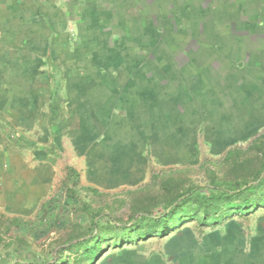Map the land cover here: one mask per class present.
<instances>
[{
  "label": "crops",
  "instance_id": "obj_1",
  "mask_svg": "<svg viewBox=\"0 0 264 264\" xmlns=\"http://www.w3.org/2000/svg\"><path fill=\"white\" fill-rule=\"evenodd\" d=\"M49 1L0 0V215L10 219L34 218L43 206L54 202L68 182L76 188L83 181L87 183L86 188L97 191L101 190L100 186L115 190L120 186L144 183L149 177L145 160L150 152L145 155L144 150L148 141H153L156 162L199 160L198 142L185 137L184 123L180 121L179 125L166 128L161 118L155 116L158 108L165 106L170 112L184 97L188 98L182 86L169 90L164 84L176 85L172 82L176 75L169 78L165 69L175 68L171 52L183 56L181 50L192 36H180L167 26L164 44H159L151 60L128 58L106 42L96 45L103 47L101 49H94L92 45H95L94 38L102 43V33L133 29L134 17H137L131 12L134 0H65L70 1V10L64 14L52 9L56 12L51 17V30L39 17L41 5L50 4ZM247 1L260 5V22L243 27V33L248 36L243 38L244 42L238 41L243 50L236 61L244 62V69L239 68L243 70L241 75H254L249 77V84L243 80L244 88L253 84L252 90L244 89L243 101L246 97L248 103L244 110L253 115L248 124L258 129L260 125H257L264 123V94L257 92L258 87L264 85V0H234L228 10L242 12ZM119 3L123 5L120 10ZM71 11L79 19L75 54L70 53L72 42L67 32ZM145 14V11L138 13L141 17ZM190 26L193 34L200 30L197 21ZM213 27L212 24L203 25L208 32ZM53 30L63 31L57 43L49 47ZM29 38L34 41L32 50L22 52ZM107 47L109 58L106 57ZM49 64L62 69L57 80L50 72L49 76L46 74ZM140 66L142 69L137 72ZM78 67H83L82 73L74 71ZM102 67L105 75L99 72ZM193 76L197 81L195 90L199 102L194 105L189 101L190 111L180 119L189 117L188 122L195 124L200 114L208 112L205 140L210 143L212 152H216L234 142L232 139L238 137L236 129L230 127V114L226 112L229 109H225L217 89L206 88L210 78H203L202 73ZM55 80L60 81L62 87H59L67 93V101H59L58 91L52 93L53 84L54 89L57 87ZM52 101L59 107L66 102V108L55 112L48 107ZM118 107L125 117L115 114ZM142 109L144 118H141ZM159 124L169 132L168 140L162 141L160 135L149 133ZM239 126L238 129L244 131L245 125ZM230 227L232 225L227 227L226 251L218 255L212 250L220 239L208 236L200 245L193 240L190 230H185L180 237H171L163 250L168 256H174L179 264H264V228L258 234L261 239L255 241L250 253L246 254L240 251L246 243L245 238L238 227ZM120 256L113 264L152 263L133 250ZM102 260L104 258L99 262Z\"/></svg>",
  "mask_w": 264,
  "mask_h": 264
},
{
  "label": "rangeland",
  "instance_id": "obj_2",
  "mask_svg": "<svg viewBox=\"0 0 264 264\" xmlns=\"http://www.w3.org/2000/svg\"><path fill=\"white\" fill-rule=\"evenodd\" d=\"M49 3L50 4L45 2L42 4L43 6L41 5L39 17L44 19L45 24L51 30L53 28L51 17L57 10L62 11L64 14L68 13L70 10V1L51 0ZM212 3H214L213 6ZM233 3L234 0H185V3H183L182 0H134L131 3V12L136 13L137 15L135 16L137 17H134L135 22L133 24V29L129 28L128 30L123 29V31L119 30L112 33H102V43L99 42L98 38H94L95 40L93 44L95 45L91 44L94 49L103 48L97 47L96 45H101L106 42L108 46L112 45L113 48H117L123 56L128 58H140V60H151L158 51L159 44H164V39L168 33V31H166L167 26L171 27V30L180 36H192V38L189 37V39L186 40H189L186 44V48L184 46L185 49L181 50L183 56L175 53L180 56L177 57L173 52L169 51L171 52V58L174 61L175 68H171V70L165 69V74L166 76L169 75V78L170 76L173 77L176 75L175 79L172 78V82L176 85H169L167 82L164 84L165 88H168L169 90L172 88L177 89L179 86H182L184 91L188 93V98L186 99L184 97L183 100L179 101L175 107L170 110V112L166 111L167 109L165 106L158 108L155 116L161 118L164 122L163 125H165L166 128L177 126L180 121L184 123L183 125L185 127L182 132L185 137L194 139L198 142L199 160L192 163L185 161L175 162L170 160L156 162L153 160V141H148L144 150L145 155L147 151L150 152L149 158L146 157L148 160H145L147 167L149 168V177L144 183L142 182L133 186H120L115 190H108L107 187L100 186V194L94 195L87 193L85 185L87 183L84 184L83 181H81L78 187L73 188L72 183L68 182L63 189H60L54 202L50 204L51 207L47 211V213L51 214L50 216L47 214L43 219L29 218V223L23 225L19 230L16 229V227H13L15 232L23 231V233L28 234L27 237H29L31 243H33V261L40 257V250L49 248L47 246L58 238H65V236L71 232L73 227H76L78 230L79 225H73L71 224V221L74 217V210L79 205V199L89 202L95 208L111 206L114 210L120 209L117 212L118 215L123 213L127 214L131 202L137 201L145 195H155L158 196L159 199L161 196L165 195V191L162 189L161 184L168 178L183 180L185 181L186 186H189L192 183H198L201 185L209 183L211 170H215L217 172V177L221 178L222 173L226 171L225 165H227V163H224L223 158L227 151L236 147H245L249 141H252L254 138L264 133V123L258 124L257 126L260 125V128L258 129H254V127L252 128L248 123L253 119V115L244 110L247 108L246 106L248 103L246 97L243 101V93H245L244 89H246V91L252 90L251 86L253 84H250L248 87L246 85L244 88L243 80L245 82L246 79V83L249 84V79L254 77V75L251 73H247L246 77L241 75L243 70H240L239 68L244 67V62H240V64L236 61V57L243 50V47L238 41H241L240 39L243 41V38L245 39V37L248 36L247 33H243L245 29L243 27L245 25L249 27L256 24V22H260V5L255 1H247L244 4V9L241 10L243 13L237 10L229 12L228 9L232 7ZM118 5V9L120 10L123 5L120 3ZM43 8L45 9V12L42 11ZM52 9H55L56 11L54 10L53 12ZM143 11L146 12L143 17L138 15V13H142ZM73 14V11L69 12L68 16L70 17V21L68 23L69 26L67 32L70 41L72 42L70 53L75 54L74 43L78 38L79 25L77 20L79 19ZM25 19L26 18L22 19V21L24 22ZM193 21H197L200 26V30L196 34L191 32L190 24ZM207 24H212V26H214L209 32L208 30L205 31L203 28V25ZM152 27L154 29H152ZM53 31L54 33H52L51 39H49V47H51L53 43L56 42V39L62 35L60 33H62L63 30ZM65 35L67 34L65 33ZM33 43V39L29 38V41L24 45V50H22V52H30ZM236 47L239 48L234 55ZM110 56V49L107 47L106 57L109 58ZM148 63L151 62H147V64ZM141 69L140 66L137 72ZM83 70V67H78L77 70L74 71L82 73ZM61 71V68H55L53 64H49L46 69V74L49 76L50 72L57 80V75H59ZM99 72L102 75L106 74L103 67ZM196 73H202L203 78L205 76L210 78V84L207 82L206 88L211 91H213L214 88L217 89L219 97L224 101L225 109H229L226 112L230 114V127L236 129L235 136H238L236 139H232L234 142L224 145L216 152H212L210 149V143L205 140V120L208 112L200 114L199 119L195 124L188 122L189 117L180 119V117L186 116L188 111H190V102L194 105H197L199 102V95H196L195 90V83L197 81L193 76V74ZM67 74L68 72L64 73L65 77ZM114 75H116L115 72ZM151 76L153 77V75ZM189 79H191V81ZM213 79H215V81H213ZM240 82L241 84L238 85ZM56 83L57 87L54 89L53 84V89L51 90L52 93H54L55 90L56 92L58 91L61 95L59 101H67L68 95L62 90L60 81H56ZM198 90L201 91V88L198 87ZM257 92L264 94V85L258 87ZM54 102L55 101H52L48 105L53 111L56 112L62 107L66 108V102H63L61 107L54 104ZM49 112L51 111L49 110ZM140 112L143 116L141 118H144L145 111L142 109ZM115 114L118 115V117H125V113L122 112L119 107ZM57 116L58 114L56 113L55 119ZM57 121L58 119L53 120V123H56ZM239 124L245 125L244 131L239 130L241 128ZM149 133L151 135H160L162 141L170 138L168 135L169 132L163 130L162 124L156 126L154 131L151 130ZM56 134L57 133L53 135V139H55ZM97 143L100 145L101 141H97ZM72 162L73 161H70L71 164ZM153 175L158 176L154 182L152 181ZM145 183H149L150 187L143 190L141 187L146 185ZM250 208L246 212L242 211L238 214L229 216L221 226L215 228L201 227L196 221H190L182 226H178L165 237L126 242L123 247H117L106 253L102 257L104 260L98 264H113L121 257V253L124 254L125 251L130 250L143 255L147 262H152L151 264H179V261L176 260L174 256L170 257L167 255L165 250H163V247L171 237L176 235L180 237L185 230H190L193 233V240L200 245L204 244L205 239H207L208 236H212L214 240L216 237L220 239L212 250L214 254L218 255L220 252L226 251L225 239L229 236V231L227 230L228 225H232L230 228L233 229L237 227L239 228L241 235L246 240V243L240 247V251L249 254L255 241L261 239L258 234L262 230V227L264 228V205L262 207L255 206ZM75 217L76 222L85 225V222H83L84 214L82 212L78 211ZM82 232L83 234L87 232L86 226L82 227ZM126 239L127 240L125 241L132 240L130 237ZM13 262L14 255L12 253H4L0 249V264H11Z\"/></svg>",
  "mask_w": 264,
  "mask_h": 264
},
{
  "label": "trees",
  "instance_id": "obj_3",
  "mask_svg": "<svg viewBox=\"0 0 264 264\" xmlns=\"http://www.w3.org/2000/svg\"><path fill=\"white\" fill-rule=\"evenodd\" d=\"M223 161L228 166L225 165L226 171L221 178L217 177L215 170L210 171L209 183L205 185L192 183L186 186L183 180L168 178L161 184L165 195L160 199L155 195H145L129 204L127 214L118 215L120 209L114 210L111 206L95 208L79 199L73 216L78 211L82 212L85 225L76 222V217H73L71 224H78V230L73 227L65 238H58L47 246L49 248L40 250V257L35 261L32 260L33 243L28 234L13 229L16 227L19 230L30 220L0 215V249L14 255L11 264H97L106 253L123 247L126 242L165 237L190 221H196L201 227L215 228L231 215L246 212L250 207H262L264 133L249 141L245 147L227 151ZM156 178L158 176L153 175L152 181ZM149 187L148 183L141 189ZM86 191L100 194L92 188H86ZM50 207L43 206L34 218L50 216L47 213ZM83 226L87 227L85 234ZM128 237L132 240L125 241Z\"/></svg>",
  "mask_w": 264,
  "mask_h": 264
}]
</instances>
